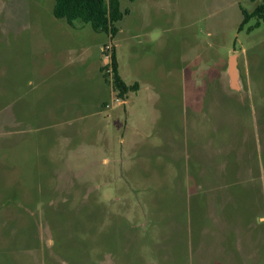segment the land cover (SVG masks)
Instances as JSON below:
<instances>
[{
    "label": "rangeland",
    "instance_id": "rangeland-1",
    "mask_svg": "<svg viewBox=\"0 0 264 264\" xmlns=\"http://www.w3.org/2000/svg\"><path fill=\"white\" fill-rule=\"evenodd\" d=\"M262 2L121 0L112 36L55 0H0V264H234L235 239L258 254L264 22L239 27Z\"/></svg>",
    "mask_w": 264,
    "mask_h": 264
},
{
    "label": "trees",
    "instance_id": "trees-1",
    "mask_svg": "<svg viewBox=\"0 0 264 264\" xmlns=\"http://www.w3.org/2000/svg\"><path fill=\"white\" fill-rule=\"evenodd\" d=\"M120 2L121 0H55L53 14L55 18L65 21L71 27L80 22L96 32L116 36L117 23L129 13L121 11ZM252 19H256V27L264 22V0L252 12L243 9V21L239 30L242 31ZM110 65L113 89L119 98L124 99L133 88L130 89L119 74L115 50L112 51Z\"/></svg>",
    "mask_w": 264,
    "mask_h": 264
},
{
    "label": "crops",
    "instance_id": "crops-1",
    "mask_svg": "<svg viewBox=\"0 0 264 264\" xmlns=\"http://www.w3.org/2000/svg\"><path fill=\"white\" fill-rule=\"evenodd\" d=\"M222 204L224 203L222 202ZM234 210H236L235 215L233 213V214H229V216H231V219L234 220V222L243 224L242 216L238 215V210L235 209V207H234ZM256 223H258L257 224L258 226L264 227V220H260L258 222L256 221ZM259 241L262 242V245H259V252L257 254L255 246H251L249 248L247 247L244 250L243 247H240L241 246L240 242L235 239L234 251L226 255V257L224 258V261L226 262L232 261L234 262V264H264V237L261 236V239H259ZM223 255H224V252L219 250L218 256L221 257Z\"/></svg>",
    "mask_w": 264,
    "mask_h": 264
},
{
    "label": "water",
    "instance_id": "water-1",
    "mask_svg": "<svg viewBox=\"0 0 264 264\" xmlns=\"http://www.w3.org/2000/svg\"><path fill=\"white\" fill-rule=\"evenodd\" d=\"M227 75L230 79L231 87L236 90L237 85L239 83V72L236 67V57L235 56L231 57L230 59Z\"/></svg>",
    "mask_w": 264,
    "mask_h": 264
},
{
    "label": "built area",
    "instance_id": "built-area-1",
    "mask_svg": "<svg viewBox=\"0 0 264 264\" xmlns=\"http://www.w3.org/2000/svg\"><path fill=\"white\" fill-rule=\"evenodd\" d=\"M112 47L110 46H105L103 49V52L106 54V58L110 60V64H111V54H112Z\"/></svg>",
    "mask_w": 264,
    "mask_h": 264
}]
</instances>
